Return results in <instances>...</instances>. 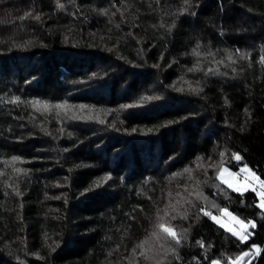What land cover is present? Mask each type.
Wrapping results in <instances>:
<instances>
[{
  "label": "trees",
  "instance_id": "16d2710c",
  "mask_svg": "<svg viewBox=\"0 0 264 264\" xmlns=\"http://www.w3.org/2000/svg\"><path fill=\"white\" fill-rule=\"evenodd\" d=\"M126 2L133 6L122 22L111 7L120 0H76L66 10L55 9L54 0H0V161L18 155L17 166L28 169L19 197L0 177V264H128L157 209L180 199L178 191L188 198L197 181L207 199L192 197L197 206L189 218L171 221L188 228V239L168 264H228L253 243L261 255L244 264H264L255 193L234 192L216 179L221 159L230 171L247 164L264 179V0H190L183 14V0ZM25 11L33 15L21 21ZM173 18L172 33L152 27ZM26 40V47L13 46ZM237 49L248 59L233 55L230 64L225 54ZM208 68L227 75L205 76ZM197 81L203 92L194 94ZM13 96L20 102L11 103ZM32 100L69 107L45 111L25 103ZM233 152L242 159H232ZM0 169L12 172L3 163ZM199 207L217 216L227 208L257 227L241 243Z\"/></svg>",
  "mask_w": 264,
  "mask_h": 264
},
{
  "label": "snow or ice",
  "instance_id": "6c2138e0",
  "mask_svg": "<svg viewBox=\"0 0 264 264\" xmlns=\"http://www.w3.org/2000/svg\"><path fill=\"white\" fill-rule=\"evenodd\" d=\"M76 0H67V4L61 2V0H54L55 3V9L58 10H66L68 5H75ZM161 3V0H156V5H159ZM133 5L130 3H127L126 0H120V6H117L115 3L111 5V7L115 8V15L116 13L120 14V19L122 22L126 21V17L124 15L125 11H127L128 8L132 7ZM149 8H152L153 5L149 4ZM191 3L190 0H183V5L179 8L180 14L186 13L190 10ZM77 11H79V8H77ZM93 12H97L99 15H107L108 10L105 8H93ZM139 11V10H137ZM165 15H169L168 12L164 13ZM192 15H195V13H191ZM33 14L29 11H25L23 15L19 16V19L23 21L25 18L32 16ZM173 17L175 16V13L171 14ZM34 19L40 20L41 19V13L37 12L34 14ZM136 17H133V20H135ZM109 22L111 23V18H109ZM0 23H3V21H0ZM133 26H137L136 24H133ZM176 26V21L173 18L171 23H164L160 22L158 25L153 24L152 27L156 28L159 27V29H163L165 33H172L173 29ZM131 35V33H129ZM163 38V37H162ZM66 39V37H65ZM139 42V41H138ZM2 43V41H0ZM31 41H24L22 44H15L14 47H26L28 44H30ZM200 44L197 42L196 46L193 48V54L199 56L201 53L199 51ZM112 49H109L111 51ZM206 56H213V53L211 51H207L204 53ZM226 58L230 62V64H235L236 60L233 58V55L239 57L241 60L248 59V54L246 52H241L239 49L236 50L234 54L227 53L226 52ZM214 64H220L223 62V60L217 61L213 58L212 61ZM259 63L264 65V56H261L259 59ZM229 65H225V67H228ZM251 66V65H249ZM196 70V66L194 65L193 68H189V72H193ZM232 73L236 74L237 69L235 67H232ZM240 71H243L241 68ZM222 75L226 76V72H220L218 68H208L205 72V76L207 75ZM95 75V73L93 74ZM197 87L191 88L190 91L194 94H199L203 92V88L199 87L200 81L196 82ZM177 91H182V89H176ZM143 100H154L159 99L158 96H142L140 98ZM11 103L15 104L20 102V98L13 96L10 100ZM25 103H29L35 107L36 105H43V108L45 111L56 109L59 110L61 108L67 109L69 106L67 105L66 101H59L54 105H51L48 101H40V100H32V101H25ZM228 101L225 100V104H227ZM79 108H85V105H79ZM123 108L132 107V105H122ZM40 110V109H37ZM43 114V113H42ZM67 110H65L64 115L67 116ZM57 117L59 118L61 113L59 111L56 112ZM185 119V118H181ZM43 130V129H42ZM243 130V126L241 128ZM61 133H63L64 129L61 128L59 130ZM148 131H152V129H149ZM69 136L72 135L71 132L68 133ZM64 151H68V149H64ZM220 157L223 158L225 155L224 151H220L219 153ZM169 159H172V157H169ZM232 159L234 160H241L242 157L236 153H232ZM18 162L22 163V157L18 155L11 156L8 160L0 161V163H3L6 167H10L12 172L11 174L6 173L4 170L0 169V177L7 176V179L3 180L2 183L4 185V188L7 190L8 188H11L12 194H14L16 197L22 196L23 192L21 191L19 179L23 176H26L28 173V169L20 168L17 166ZM221 166L219 167L216 179L219 180L222 184H227L229 188L232 189V191L237 193H245L249 189H251L252 192L255 193L256 198L258 199V203H256V207L260 209L259 215L261 217H264V179H261L260 176L256 175L254 171H252L247 164H245L241 169L240 172L244 174V181L239 182L234 180V173H232L229 169L224 168L222 166L223 161L221 159L220 162ZM209 167H212L210 164ZM185 171H190V169H185ZM173 175H177L176 173H173ZM205 175H207L205 173ZM13 176H15L17 179L13 180ZM103 179L107 180L110 179L107 174ZM203 183H207V181H204ZM201 184L200 181H197V190L195 192H189L188 198L181 197L180 192L178 191L176 193L177 197H180V199H177L175 203H168L165 205L163 209H157V216H156V222L152 225V231L148 233L147 237L140 240V242L131 249V255L127 257L128 264H168L166 258L171 255L173 258L178 259V252L177 247L182 245L184 241L188 239L187 232L188 228H183L178 225H174L171 223V221L176 220L178 217L182 220H186L189 218V208L190 207H196V199H207L206 197H203L202 190L199 189V185ZM97 187H99V183L96 184ZM85 191H89V189H85ZM7 191H5V195H7ZM192 197H195L196 199H193ZM56 199H59V197H56ZM139 207V205H137ZM211 207L216 208L218 207L215 203L211 204ZM199 212H202L204 216L210 217L213 221H215L217 224L220 225L221 228H223L226 232L231 233L232 236L236 237L237 240H239L241 243H244L248 240L251 233L249 232V228L255 229L257 227V223L253 219H241L237 215H233L232 212H230L227 208H218V211L220 214H222L224 217H227V222H223L217 215H213L211 211L206 210L204 207H199ZM162 212L163 215H160L159 213ZM128 215V214H126ZM129 219H134L133 216L129 215ZM168 218V219H165ZM54 244L58 245V242L53 241ZM197 244L200 245V247H204L203 243L201 241H197ZM211 247V245H209ZM52 252L56 250V248L50 249ZM261 247L255 243L251 244V249L249 251H241L238 256L235 257V259H229L228 264H241L242 260L245 257H254L261 255ZM9 254L12 255V252L9 251ZM211 264H221V261L219 259H212Z\"/></svg>",
  "mask_w": 264,
  "mask_h": 264
},
{
  "label": "rangeland",
  "instance_id": "374dc122",
  "mask_svg": "<svg viewBox=\"0 0 264 264\" xmlns=\"http://www.w3.org/2000/svg\"><path fill=\"white\" fill-rule=\"evenodd\" d=\"M224 168H226V167H224ZM219 169V168H218ZM228 169V168H227ZM241 169V168H240ZM232 173H234L235 175H234V180H236V181H239V182H243L244 181V174L243 173H241L240 172V170L238 171V172H233V171H231ZM220 182V181H219ZM223 185H225V186H227V184H223ZM228 187V186H227ZM229 188V187H228ZM231 189V188H230ZM232 190V189H231ZM248 191H251V189H249ZM223 222H227V220H228V218L227 217H224L222 214H220L219 216H218ZM246 258L247 257H245L243 260H242V262H241V264H244V262H245V260H246ZM249 258H251V257H249Z\"/></svg>",
  "mask_w": 264,
  "mask_h": 264
}]
</instances>
